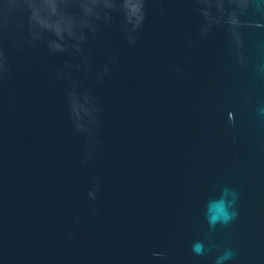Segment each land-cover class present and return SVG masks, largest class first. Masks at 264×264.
I'll return each mask as SVG.
<instances>
[{"label":"water","instance_id":"1","mask_svg":"<svg viewBox=\"0 0 264 264\" xmlns=\"http://www.w3.org/2000/svg\"><path fill=\"white\" fill-rule=\"evenodd\" d=\"M0 264H264V0H0Z\"/></svg>","mask_w":264,"mask_h":264},{"label":"clouds","instance_id":"2","mask_svg":"<svg viewBox=\"0 0 264 264\" xmlns=\"http://www.w3.org/2000/svg\"><path fill=\"white\" fill-rule=\"evenodd\" d=\"M93 3L97 2V0H92ZM47 7L51 9L52 13L55 14L56 12V5L54 3L48 2ZM105 7H111V5L106 4ZM124 7L126 9H129L132 14H137L140 11L141 5L137 4L135 6H130L127 2L125 3ZM83 11L85 15H91L92 14V9L88 7H84ZM33 17L37 19V22L44 28L51 30L57 37H62V34L67 31L69 35H73L72 30H71V25H68L67 27L63 26L61 22L57 23H50L48 21L40 20L37 13L34 11L33 12ZM97 18L98 14H97ZM142 19V17H138V23L139 20ZM81 39H84L81 37ZM58 50L60 49L59 45L55 46Z\"/></svg>","mask_w":264,"mask_h":264}]
</instances>
